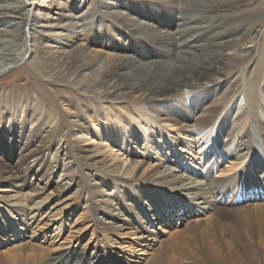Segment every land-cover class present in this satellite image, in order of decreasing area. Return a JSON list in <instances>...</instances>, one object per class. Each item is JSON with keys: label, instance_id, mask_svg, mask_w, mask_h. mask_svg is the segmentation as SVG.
<instances>
[{"label": "bare ground", "instance_id": "1", "mask_svg": "<svg viewBox=\"0 0 264 264\" xmlns=\"http://www.w3.org/2000/svg\"><path fill=\"white\" fill-rule=\"evenodd\" d=\"M18 65L0 185L46 193L0 195V241L24 236L0 264H264V0H0V73Z\"/></svg>", "mask_w": 264, "mask_h": 264}, {"label": "rangeland", "instance_id": "2", "mask_svg": "<svg viewBox=\"0 0 264 264\" xmlns=\"http://www.w3.org/2000/svg\"><path fill=\"white\" fill-rule=\"evenodd\" d=\"M81 33H83V31L81 32ZM19 67H21L20 65H18V66H13L12 68H9V69H7V71L6 72H4V73H0V93H4V92H14L13 90L15 89L14 87H16L17 85L19 86H22V84L26 81V79H27V73H26V71L25 70H23L22 68L20 69ZM17 69H20V70H18L17 71ZM9 70V71H8ZM20 72L21 73H23L24 74V76H21L20 75V77H19V79L18 80H16L15 79V77L16 76H19V74H20ZM14 79V80H13ZM21 79V80H20ZM17 81V82H16ZM14 84V85H13ZM11 86V87H10ZM14 86V87H13ZM33 85H31V86H29V88H31V89H33ZM2 89H4V90H2ZM7 89V90H6ZM10 90V91H9ZM39 94H36V92H35V95H33V96H35L36 98H39V96H38ZM42 98H44V96L42 95ZM44 100H47V102H48V99H46V98H44ZM183 137V136H182ZM79 144V143H78ZM90 154H93L94 156L96 155L95 153H93V152H89ZM59 156V155H58ZM97 157H100L99 155L97 156ZM95 159V158H94ZM98 159V158H97ZM64 163H67L68 165H71V163L69 162V160L68 159H66L65 161H64ZM217 172H218V169L216 168V167H214L213 168V172H212V175H213V177H216V176H218L217 175ZM71 174H74V173H68L67 175H64V176H61L59 173H57L55 176H56V181H59V182H62V183H65V182H67L68 180L66 179V178H68V177H71ZM29 175V174H28ZM69 183H71V181H68ZM73 184V183H72ZM4 186V183L2 184V185H0V195H3L4 193H7V192H11V193H17L16 192V190L17 189H12V187H3ZM4 188H6V189H4ZM4 190V191H3ZM75 190V188L74 187H71V189L69 190L70 192H66L65 193V195H68L69 193H71L72 191H74ZM18 192H20V191H18ZM28 192H29V194H28ZM21 193H23V194H21ZM45 194L46 192L45 191H43V192H41V193H37L36 191H32V190H26V191H21L20 193H17L16 194V196H14V197H17L18 199L20 198L21 200L22 199H24L23 201H26L27 200V197H30L31 195H32V197L34 198V197H36V196H38V195H42V194ZM51 199V198H50ZM85 203V202H84ZM82 204V209H84V205L85 204ZM224 203V202H223ZM60 204V203H59ZM63 206V205H62ZM221 206H224V204L223 205H221ZM238 207V206H237ZM245 207H249V205L248 206H245ZM250 207H253V206H250ZM235 208H236V206H235ZM51 215H52V213L51 214H48V213H44V214H41V216H38V219L40 220V221H42V224L43 223H46V221H47V219L48 218H50L51 217ZM32 216H30V218H31ZM201 218H203V217H201ZM194 219V220H193ZM196 218H192L191 219V221H192V223L193 224H196L195 222H197L198 223V220L196 219ZM205 219V218H204ZM226 218H224V220H225ZM257 219V220H256ZM227 220V219H226ZM225 220V221H226ZM32 221H34V219H32ZM185 221V222H184ZM55 221H53V222H51L50 224H49V226L48 227H44V228H47V231H49V232H47V236L49 237V239L51 238V236H54V234H55V232H54V227H55V224H53ZM252 225H250V230H247L246 229V234H247V236L249 237H252V239H251V244H253V245H255V247H262V245L264 244V238H263V236H262V232H264V217H263V215H259V216H257V217H255V218H253L252 219ZM68 224V223H67ZM230 224H232V226H235V224L232 222H230ZM229 224V225H230ZM149 226H151V225H153L152 224V222H149V224H148ZM187 225V226H186ZM189 226V224H188V222H187V220H183V222H181V226L178 228L179 230L180 229H184L185 227H188ZM248 226V225H247ZM32 227V226H31ZM154 227V229H155V231L154 232H161V234H160V242L159 243H161V241H164L165 242V240L166 239H169L172 235H173V233L175 232V231H178L177 230V227L176 226H174L173 228H172V230H165V231H163L162 229H159V225L158 226H153ZM155 227H157V228H155ZM21 228V227H20ZM24 231H26V229L28 228V226L27 225H25L24 226ZM32 229H35V228H33L32 227ZM32 229L30 230V231H32ZM254 229V231L256 232L255 234L252 232V230ZM258 229V230H257ZM263 229V230H262ZM76 229H70L69 227L68 228H66L65 230H64V232H63V234H62V236H60V237H57V240H56V242H58V243H62V242H64L65 240H67L68 242L67 243H71L72 241H74V240H76L77 238H79V240H80V242L81 243H83L84 241H86V240H84V238H83V232L84 231H82V233H77V232H75V233H70L71 231H75ZM262 230V231H261ZM41 231V230H40ZM124 231H122V232H116V233H114V241H116L118 244H122L123 246H124V250H125V254H127L128 256H130V257H132V258H135V259H137V260H139V261H147L149 258H150V252L148 251V250H146V246H137L136 245V247H140V248H144L145 250H137V248L134 250V248H131L130 246H129V243H130V241L132 240L133 242H135L136 241V239L134 238V235L133 234H131V233H128V235H126V234H124L123 233ZM128 232H130V231H128ZM258 232H260L261 234H258ZM256 234H258V235H256ZM22 235V234H21ZM70 235H72V236H70ZM70 236V237H69ZM23 237L24 236H21V240L20 239H18V238H12V237H6V239H3V242L2 241H0V250H3V249H11V250H13V249H16L17 247H21L22 245H23V243H24V240H23ZM262 237V238H261ZM83 238V239H82ZM88 240V239H87ZM256 240V241H255ZM256 242H257V244H256ZM158 243V244H159ZM255 243V244H254ZM258 245V246H257ZM146 247V248H145ZM57 248V249H56ZM67 248V245L65 246H62V247H58L57 246V244H56V247H54V250L53 251H65V249ZM127 248V249H126ZM145 251H148V252H145ZM151 251V250H150ZM176 254V253H175ZM172 255V254H171ZM176 258H178V260H179V258H180V256H177ZM23 262V261H22ZM69 264H71V262L69 263Z\"/></svg>", "mask_w": 264, "mask_h": 264}]
</instances>
